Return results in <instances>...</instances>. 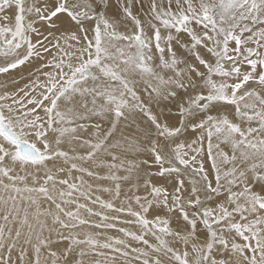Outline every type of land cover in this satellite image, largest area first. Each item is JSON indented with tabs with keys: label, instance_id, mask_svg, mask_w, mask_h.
Segmentation results:
<instances>
[{
	"label": "snow or ice",
	"instance_id": "1",
	"mask_svg": "<svg viewBox=\"0 0 264 264\" xmlns=\"http://www.w3.org/2000/svg\"><path fill=\"white\" fill-rule=\"evenodd\" d=\"M0 76V264H264V0H0Z\"/></svg>",
	"mask_w": 264,
	"mask_h": 264
},
{
	"label": "bare ground",
	"instance_id": "2",
	"mask_svg": "<svg viewBox=\"0 0 264 264\" xmlns=\"http://www.w3.org/2000/svg\"><path fill=\"white\" fill-rule=\"evenodd\" d=\"M13 75H14L16 78H19L20 75H21V70H20V69L16 70V71L14 72ZM23 75L26 76L27 73L24 72ZM12 78H13L12 76H8L7 78H5L4 76H0V84H2V83H6V82L9 83V89H10V90H11L12 88H14V87H17L16 85H11V84H10V81H11ZM24 82H25L24 80H21V81H20L21 84H23ZM0 91H3V89H0ZM98 183H101V182H98ZM104 183H108V182H104ZM124 194H128V189H127V188L124 189Z\"/></svg>",
	"mask_w": 264,
	"mask_h": 264
},
{
	"label": "rangeland",
	"instance_id": "3",
	"mask_svg": "<svg viewBox=\"0 0 264 264\" xmlns=\"http://www.w3.org/2000/svg\"><path fill=\"white\" fill-rule=\"evenodd\" d=\"M98 183V182H97ZM101 183H104V182H101ZM106 184V183H105ZM129 194V193H128ZM141 195H143V189H141V192H140ZM105 197H107V194H104Z\"/></svg>",
	"mask_w": 264,
	"mask_h": 264
}]
</instances>
